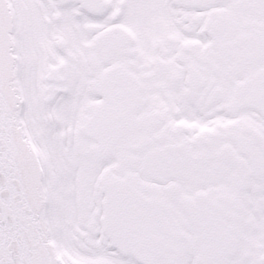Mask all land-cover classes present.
Returning a JSON list of instances; mask_svg holds the SVG:
<instances>
[{
	"label": "snow or ice",
	"instance_id": "obj_1",
	"mask_svg": "<svg viewBox=\"0 0 264 264\" xmlns=\"http://www.w3.org/2000/svg\"><path fill=\"white\" fill-rule=\"evenodd\" d=\"M0 264H264V0H0Z\"/></svg>",
	"mask_w": 264,
	"mask_h": 264
}]
</instances>
